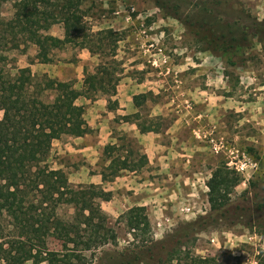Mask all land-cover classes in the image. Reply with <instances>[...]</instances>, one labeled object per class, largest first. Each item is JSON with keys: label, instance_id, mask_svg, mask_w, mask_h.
Masks as SVG:
<instances>
[{"label": "rangeland", "instance_id": "1", "mask_svg": "<svg viewBox=\"0 0 264 264\" xmlns=\"http://www.w3.org/2000/svg\"><path fill=\"white\" fill-rule=\"evenodd\" d=\"M27 4L29 0H0V20L17 25ZM80 10L87 34L110 30L118 39L115 48L110 40L101 48L95 39L92 54L74 45L63 20L49 23L34 17L30 22L38 36L61 40V46H46L42 58L38 47L16 29L14 41L10 35L4 41L0 36V65L12 74L14 69H29L32 75L45 74L69 85L74 105L85 107L87 122L106 119L102 136L110 140L105 145L124 148L121 157L127 149L135 152L129 169L100 185L97 200L117 243L97 250L91 264H187L188 256L212 264H264V209L256 207L259 199L253 204L248 186L264 181V45L260 43L264 0H84ZM198 30L200 34H195ZM221 35L240 42L238 57L245 60L243 65L230 67L209 53L210 39ZM114 49L116 63L110 56ZM107 67L118 70L116 95L90 100L83 86L86 74ZM148 93L139 108L130 103V97ZM125 116H130L128 123L119 120ZM128 124L138 132L140 128L160 131L164 146H174L170 138L178 136L176 142L183 144L179 147L195 152L187 157L192 158L189 163L194 162L195 170L201 167L200 175L208 180L220 166L237 175L240 184L230 195L225 217L198 232L191 225L210 213L207 197L191 196L158 216L150 207L133 203L128 172L143 168L130 171L144 155ZM84 125L86 139L63 137L52 145L51 166H61L73 186L87 185L89 176L98 174L104 164L102 147L90 150L91 157L74 152L100 133L85 120ZM243 163L247 168L239 173L236 168ZM259 187L264 191V185ZM191 189L196 191L194 185ZM204 190L208 192L207 187ZM245 191L249 204L242 198ZM137 209L143 210L138 213L148 220L150 231L146 235L138 231L134 237L126 222L128 212ZM71 214L70 208L59 211L64 219ZM0 221L2 230L6 220ZM4 234L8 235L3 232L0 237ZM49 248L58 249L52 242ZM3 256L0 251V259Z\"/></svg>", "mask_w": 264, "mask_h": 264}, {"label": "trees", "instance_id": "2", "mask_svg": "<svg viewBox=\"0 0 264 264\" xmlns=\"http://www.w3.org/2000/svg\"><path fill=\"white\" fill-rule=\"evenodd\" d=\"M83 1L29 0L18 17L17 25L0 20V36L4 41L10 35V40L14 41L17 29L26 36V42L38 47L39 56L45 58L46 46L59 47L62 42L38 36L30 22L38 17L49 23L63 20L69 28L74 45L80 49H88L92 54H95V39L101 48L108 40L115 48L118 39L112 31L87 34L80 10ZM21 20L24 21L23 24ZM195 34H200V31ZM262 36L264 37V32ZM239 43L235 38L221 35L210 39L208 51L230 67L241 66L245 60L238 57ZM260 43L264 45V40ZM17 48L16 45L15 49ZM114 52L115 49L110 55L112 63H116ZM14 70L16 72L12 74L0 65V112L3 114V119L0 120V218L4 217L6 220L0 235L3 232L8 234L0 237V240L3 239L0 251L4 255L0 263L86 264L89 261L88 264H91V257L97 250L117 243L116 233L109 227L108 217L97 200L100 185L73 186L61 166L53 168L50 163L53 142L63 137L78 138L85 134V107L74 105L69 85L45 74L41 77L32 75L29 69ZM117 71L116 67H107L99 68L93 74H86L83 86L90 100L96 95L109 98L116 95ZM148 95L149 93L134 96V107L139 108ZM119 120L128 123L130 116ZM139 132L153 130L140 128ZM121 149L119 145L112 143L103 147L104 164L98 172L102 184L113 182L133 162L130 158L135 152L127 149L126 156L121 157ZM137 163L130 171L145 167L146 157L141 156ZM239 184L237 175L228 171L225 166L217 167L206 182L210 213L193 222L191 227L202 232L205 226L225 217L231 202L230 195ZM260 185H264V181L248 183L249 189L253 190V204L259 199L261 202L256 207L263 210L264 191L260 189ZM248 192H243L242 198L244 203L249 204V198L245 199ZM62 208L72 210L68 219L59 215ZM142 211L137 209L128 212L126 224L134 237L138 231L143 235L150 231L148 220L138 213ZM49 242L55 243L58 249L49 248ZM87 253H90L89 257ZM187 259L190 261L187 264H212L209 259H193L189 256Z\"/></svg>", "mask_w": 264, "mask_h": 264}, {"label": "crops", "instance_id": "3", "mask_svg": "<svg viewBox=\"0 0 264 264\" xmlns=\"http://www.w3.org/2000/svg\"><path fill=\"white\" fill-rule=\"evenodd\" d=\"M84 120L91 129H99L100 133L98 132L99 134L92 142H86L73 150L83 157H91L93 153H89L90 150L98 149L99 151L101 147H104L105 140L110 139L107 137L105 139L102 136L105 118L101 117L100 120H95L93 123L91 121L87 122L86 118ZM128 130L133 132L135 139L142 147V154L147 160V164L139 172H128V190L134 191L132 194L133 203L139 202L138 205L140 206L150 207L151 213L158 216L161 213L167 214V210L173 208L174 204L177 205L186 199L190 200L191 196L195 195V197L206 199L207 192L204 188H206L208 177L205 178V176L200 175L201 167L199 169L198 166V170L194 169L193 165L195 164L193 161L189 163L190 160L188 159L192 158L187 157L190 156V153L195 152L179 147L183 144L176 142L178 136L174 134L175 137L170 138L174 146H164L160 141L162 137L160 131L140 134L133 124H128ZM165 135H168V132ZM107 136L109 137L110 134H107ZM86 137L85 135L74 139L83 140ZM86 183L87 185H103L101 177L97 173L90 175ZM193 185L196 191L191 189ZM153 204H156L154 209H152Z\"/></svg>", "mask_w": 264, "mask_h": 264}, {"label": "built area", "instance_id": "4", "mask_svg": "<svg viewBox=\"0 0 264 264\" xmlns=\"http://www.w3.org/2000/svg\"><path fill=\"white\" fill-rule=\"evenodd\" d=\"M247 168V164L243 163L240 165L239 168H236V170L239 172V173H242V171Z\"/></svg>", "mask_w": 264, "mask_h": 264}]
</instances>
